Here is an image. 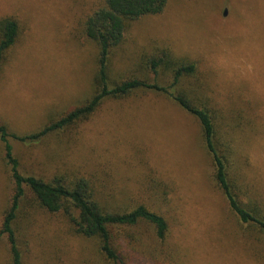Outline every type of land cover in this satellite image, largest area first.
<instances>
[{
	"label": "rangeland",
	"instance_id": "1",
	"mask_svg": "<svg viewBox=\"0 0 264 264\" xmlns=\"http://www.w3.org/2000/svg\"><path fill=\"white\" fill-rule=\"evenodd\" d=\"M104 7V0H0V22L19 25L0 73V125L25 137L92 99L99 47L86 23ZM152 59L163 60L157 81L164 87L178 66H197L196 78L182 80L177 92L218 113L234 150L229 178L246 206L264 214V0H169L160 14L127 22L111 53L110 86L155 82ZM10 143L25 177L68 185L85 178L102 203L143 205L165 217V243L146 222L120 230L125 264H264V233L229 209L199 122L164 95L108 98L63 131ZM13 195L0 140V228ZM13 228L22 264H113L99 239L78 234L64 211L49 212L27 187ZM11 262L3 236L0 264Z\"/></svg>",
	"mask_w": 264,
	"mask_h": 264
},
{
	"label": "trees",
	"instance_id": "2",
	"mask_svg": "<svg viewBox=\"0 0 264 264\" xmlns=\"http://www.w3.org/2000/svg\"><path fill=\"white\" fill-rule=\"evenodd\" d=\"M104 1L105 7L91 16L86 23L87 37L99 47L98 72L95 79L96 90L92 99L84 106L78 107L60 120L50 124L39 133L25 137L12 134L5 126L0 125V140L4 145L5 160L14 183L12 202L5 212L3 224L0 228V238L6 236L10 244L11 264H22V257L17 247L13 226L21 199L25 196L26 187L34 194L40 205L49 212L64 211L75 225L78 234L87 238L99 239L101 241V252L113 264H125L121 257L122 235L119 234L122 228H132L139 223L146 222L155 228L157 239L160 242L169 241L170 227L164 216L150 211L143 205L134 209L121 210L102 203L96 187L85 178L78 179L74 184L68 185L59 179L49 183L36 177L23 176L19 171V162L13 154V147L10 143L11 139L23 143L37 142L52 133L63 131L82 119L89 118L106 99L122 98L141 90L153 91L168 97L199 122L207 152L211 156L215 168L216 186L223 193L229 209L236 216L239 223L252 225L264 233V214L259 210L246 206L249 204L244 202L243 192L229 178L228 158L234 155V150L219 129L218 113L207 104L197 106V104H203L199 96L195 95L193 100H190L189 96L182 90L177 92L182 80L196 78L198 72L195 64L188 63L178 66L174 72L173 84L169 87H164L157 81L159 71L163 65L162 59H152L150 61V67L156 78L155 82L132 79L114 87L109 84L111 53L122 44L127 22L160 14L169 0ZM18 33L19 25L15 20L6 19L0 22V73L3 59L16 43ZM207 99L209 100V98ZM168 257L171 256L168 255ZM141 260L142 258L139 256L134 259L136 262ZM173 263L174 261H172Z\"/></svg>",
	"mask_w": 264,
	"mask_h": 264
}]
</instances>
